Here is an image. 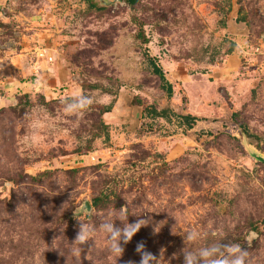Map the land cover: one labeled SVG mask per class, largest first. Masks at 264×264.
<instances>
[{
	"label": "rangeland",
	"instance_id": "obj_1",
	"mask_svg": "<svg viewBox=\"0 0 264 264\" xmlns=\"http://www.w3.org/2000/svg\"><path fill=\"white\" fill-rule=\"evenodd\" d=\"M122 208L148 224L118 261L102 232L73 253ZM219 241L264 264V0H0V264Z\"/></svg>",
	"mask_w": 264,
	"mask_h": 264
},
{
	"label": "clouds",
	"instance_id": "obj_2",
	"mask_svg": "<svg viewBox=\"0 0 264 264\" xmlns=\"http://www.w3.org/2000/svg\"><path fill=\"white\" fill-rule=\"evenodd\" d=\"M95 99L87 95H80L66 101L63 111L68 115H83L94 103ZM128 217L124 212V208L113 210L108 214L105 220L96 226L91 223L79 224V230L73 248V253L77 256L81 255L83 246L94 239L98 232H102L106 236L108 251L113 257H117V261L124 255V245L129 244L133 237L147 226L146 219H138L135 223H129ZM119 221L121 226H117ZM184 238L189 245L196 244L202 239L201 233L198 231H190ZM136 253L140 256L139 264H160V259L152 252L146 249L143 242L136 245ZM183 264H250V253L247 248L239 243L219 241L208 246L193 249L186 246L182 249ZM128 264H136V261H128Z\"/></svg>",
	"mask_w": 264,
	"mask_h": 264
}]
</instances>
